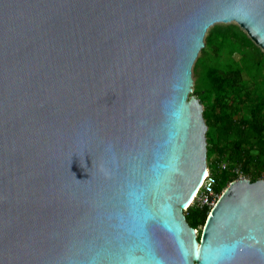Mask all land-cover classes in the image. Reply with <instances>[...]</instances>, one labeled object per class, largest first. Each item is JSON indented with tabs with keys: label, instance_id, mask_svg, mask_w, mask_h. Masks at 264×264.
Masks as SVG:
<instances>
[{
	"label": "water",
	"instance_id": "1",
	"mask_svg": "<svg viewBox=\"0 0 264 264\" xmlns=\"http://www.w3.org/2000/svg\"><path fill=\"white\" fill-rule=\"evenodd\" d=\"M219 22L264 52V0H0V264H264V178L183 212Z\"/></svg>",
	"mask_w": 264,
	"mask_h": 264
},
{
	"label": "trees",
	"instance_id": "2",
	"mask_svg": "<svg viewBox=\"0 0 264 264\" xmlns=\"http://www.w3.org/2000/svg\"><path fill=\"white\" fill-rule=\"evenodd\" d=\"M227 33L245 46L253 44L235 24L213 26L204 37V42L207 44L221 39ZM199 63L200 78L194 79L192 88L202 104V115L207 125L206 161L216 153V164H228L217 174L222 186L235 179V174L230 171L235 164H240L245 174L252 173L251 181L259 179L264 172V93L261 96L249 94L238 67L227 70L205 67L201 59L196 58L193 74L198 73ZM245 103H249L248 116L236 117ZM217 189L222 188L217 184ZM207 211L191 206L183 212L187 223L196 229L204 225Z\"/></svg>",
	"mask_w": 264,
	"mask_h": 264
},
{
	"label": "rangeland",
	"instance_id": "3",
	"mask_svg": "<svg viewBox=\"0 0 264 264\" xmlns=\"http://www.w3.org/2000/svg\"><path fill=\"white\" fill-rule=\"evenodd\" d=\"M228 24L237 25L235 22L215 23L208 28L205 36L208 34V31L213 26H225ZM242 31L244 32V30ZM251 42L253 43L252 45L245 46L243 43H241L237 39H234V37L230 33H227L221 39L218 38L216 40H211L207 44H205L204 42V46L201 48L197 58L201 59V63H203L205 67L206 66L215 67L221 70L222 69L227 70L229 68H235V67L240 68L242 71L241 77L244 83V87L248 89V93L249 94L251 93L252 95L261 96L264 93V88H263V85H264V52L252 40ZM200 74H201V71H200V63H199L198 73L197 74L192 73L193 82H194V79H198V77L200 78ZM196 93L197 92L193 91V88H192V91L189 93L188 96L197 97ZM243 105L244 106L240 110V114H238L236 117L248 116L249 103H245ZM263 113H264V108H263ZM216 159H217V155L215 153L212 155L209 161H206L207 167L210 170L211 174L214 177H216L218 185L222 189H225L226 186H222L221 180L219 179L217 174L220 170L226 169L228 167V164L226 162H221L220 164H216L215 162ZM241 169L242 168L240 164H235L232 168H230V171L236 176L235 179L238 177V175L236 174V170H239L242 172ZM242 174L246 178L250 180L252 179V173L245 174L244 172H242ZM261 178H264V172H262L261 177L259 179ZM203 226L204 225L197 226L196 230L198 233L201 232Z\"/></svg>",
	"mask_w": 264,
	"mask_h": 264
},
{
	"label": "built area",
	"instance_id": "4",
	"mask_svg": "<svg viewBox=\"0 0 264 264\" xmlns=\"http://www.w3.org/2000/svg\"><path fill=\"white\" fill-rule=\"evenodd\" d=\"M236 174L238 175L236 179L246 178L242 174V172L239 170H236ZM217 184L218 182H217L216 177H214L211 174L210 170L207 167V172L203 180L199 184L197 190L194 192L188 205L184 207V210H186L188 207H191V206L200 208V209L205 208L208 210L207 211V215H208L211 209L216 205L222 192L224 191V189L218 190Z\"/></svg>",
	"mask_w": 264,
	"mask_h": 264
},
{
	"label": "bare ground",
	"instance_id": "5",
	"mask_svg": "<svg viewBox=\"0 0 264 264\" xmlns=\"http://www.w3.org/2000/svg\"><path fill=\"white\" fill-rule=\"evenodd\" d=\"M188 204L186 203L184 207H186ZM189 208V207H188Z\"/></svg>",
	"mask_w": 264,
	"mask_h": 264
},
{
	"label": "snow or ice",
	"instance_id": "6",
	"mask_svg": "<svg viewBox=\"0 0 264 264\" xmlns=\"http://www.w3.org/2000/svg\"><path fill=\"white\" fill-rule=\"evenodd\" d=\"M198 254V253H197Z\"/></svg>",
	"mask_w": 264,
	"mask_h": 264
}]
</instances>
